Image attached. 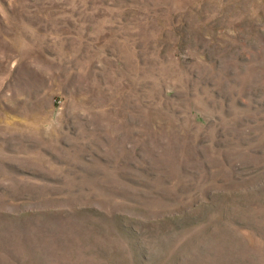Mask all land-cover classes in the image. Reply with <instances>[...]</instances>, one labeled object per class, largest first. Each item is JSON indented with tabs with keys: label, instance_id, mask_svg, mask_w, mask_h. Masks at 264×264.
<instances>
[{
	"label": "rangeland",
	"instance_id": "rangeland-1",
	"mask_svg": "<svg viewBox=\"0 0 264 264\" xmlns=\"http://www.w3.org/2000/svg\"><path fill=\"white\" fill-rule=\"evenodd\" d=\"M0 264H264V0H0Z\"/></svg>",
	"mask_w": 264,
	"mask_h": 264
}]
</instances>
